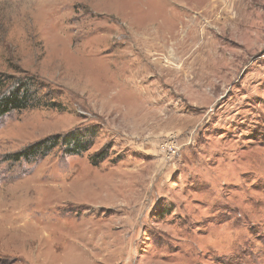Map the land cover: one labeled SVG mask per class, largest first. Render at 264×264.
Here are the masks:
<instances>
[{
  "label": "rangeland",
  "instance_id": "rangeland-1",
  "mask_svg": "<svg viewBox=\"0 0 264 264\" xmlns=\"http://www.w3.org/2000/svg\"><path fill=\"white\" fill-rule=\"evenodd\" d=\"M0 76V264H264V0H0Z\"/></svg>",
  "mask_w": 264,
  "mask_h": 264
},
{
  "label": "trees",
  "instance_id": "trees-1",
  "mask_svg": "<svg viewBox=\"0 0 264 264\" xmlns=\"http://www.w3.org/2000/svg\"><path fill=\"white\" fill-rule=\"evenodd\" d=\"M39 84L33 78H20L9 80V78L0 76V118L14 111H21L31 108L37 104L34 100L39 96ZM9 89L5 91V88ZM68 138L62 139L65 145V151L69 154H78L84 152L90 145L91 136L88 134L80 138L74 134ZM89 138V139H88ZM57 137L47 138L36 142L20 152L9 156L13 163L20 161H29L46 156L58 142Z\"/></svg>",
  "mask_w": 264,
  "mask_h": 264
},
{
  "label": "bare ground",
  "instance_id": "bare-ground-1",
  "mask_svg": "<svg viewBox=\"0 0 264 264\" xmlns=\"http://www.w3.org/2000/svg\"><path fill=\"white\" fill-rule=\"evenodd\" d=\"M167 37L170 38V36H168V35H167ZM167 37H166V38H167ZM155 38H156V37L152 36V41L157 39V38H156V39H155ZM168 38H167V39H168ZM167 39H166V40H167ZM189 40H191V39H189ZM182 41H183V40H182ZM166 42H167V41H166ZM154 62H155V61H154Z\"/></svg>",
  "mask_w": 264,
  "mask_h": 264
}]
</instances>
